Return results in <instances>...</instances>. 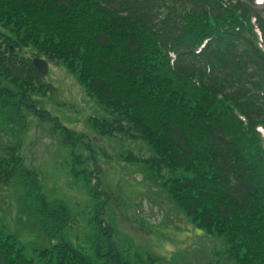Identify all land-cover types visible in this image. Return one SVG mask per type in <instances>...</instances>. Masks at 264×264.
<instances>
[{
	"label": "trees",
	"instance_id": "1",
	"mask_svg": "<svg viewBox=\"0 0 264 264\" xmlns=\"http://www.w3.org/2000/svg\"><path fill=\"white\" fill-rule=\"evenodd\" d=\"M32 56L64 66L101 106L89 118L97 132L147 145V157L122 158L165 169L169 196L223 238L228 260L264 264V0H0L6 119L16 121L22 99L53 94ZM18 149L1 148L0 183L32 174ZM71 159L72 174L91 182L96 164ZM106 237L95 256L130 264ZM0 264L97 263L64 240L28 257L0 227Z\"/></svg>",
	"mask_w": 264,
	"mask_h": 264
},
{
	"label": "rangeland",
	"instance_id": "2",
	"mask_svg": "<svg viewBox=\"0 0 264 264\" xmlns=\"http://www.w3.org/2000/svg\"><path fill=\"white\" fill-rule=\"evenodd\" d=\"M42 80L52 83L53 95L32 96V102L51 120L23 105L19 114L24 117L13 116L16 121L0 113V154L3 146L20 140L22 162L32 172L0 183V227L15 237L26 256L64 240L97 264H112L107 256L94 254L96 239L98 250L107 252L108 238L101 231L110 229L125 263L238 264L226 258L222 237L197 227L175 204L163 183L165 169L156 176L143 162L122 158L129 152L131 158L147 157L150 150L142 140L120 133L109 137L91 126L89 118L104 111L73 74L49 61ZM72 155L85 158L87 170L96 164L91 182L89 176L72 174ZM61 208L65 215L54 212ZM151 255L159 260L150 263Z\"/></svg>",
	"mask_w": 264,
	"mask_h": 264
},
{
	"label": "water",
	"instance_id": "3",
	"mask_svg": "<svg viewBox=\"0 0 264 264\" xmlns=\"http://www.w3.org/2000/svg\"><path fill=\"white\" fill-rule=\"evenodd\" d=\"M32 63L41 75H44L48 72V63L45 59L34 57Z\"/></svg>",
	"mask_w": 264,
	"mask_h": 264
},
{
	"label": "flooded vegetation",
	"instance_id": "4",
	"mask_svg": "<svg viewBox=\"0 0 264 264\" xmlns=\"http://www.w3.org/2000/svg\"><path fill=\"white\" fill-rule=\"evenodd\" d=\"M23 97H25V96H23ZM21 104L26 108V109H30V108H32L33 109V112L35 113V114H39L37 111L35 112L34 110H35V105H34V103L32 102V100H24V99H22L21 100ZM17 112V111H16ZM41 114V113H40ZM39 114V115H40ZM44 114V113H43ZM19 115V117H22L23 115L22 114H18ZM24 117V116H23ZM46 118H48V116H45ZM49 119V118H48ZM95 172H97V171H95ZM107 231H109V230H107ZM103 232H106V229H103Z\"/></svg>",
	"mask_w": 264,
	"mask_h": 264
}]
</instances>
